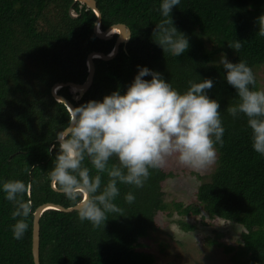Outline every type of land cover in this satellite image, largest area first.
I'll return each instance as SVG.
<instances>
[{"label":"trees","instance_id":"trees-1","mask_svg":"<svg viewBox=\"0 0 264 264\" xmlns=\"http://www.w3.org/2000/svg\"><path fill=\"white\" fill-rule=\"evenodd\" d=\"M96 1L102 29L123 23L131 30V39L120 46L114 59L94 60L93 85L79 101L69 87L59 94L75 108L89 101L102 102L114 91L123 95L144 67L160 73L180 92L187 90L189 81L211 79L213 87L207 95L220 104L224 144L216 145L217 166L200 176L202 184L189 205L166 203L164 184L172 174L161 168L150 170L143 188L118 184L120 195L114 202L124 210L123 216L108 214L104 227L93 229L89 222L81 223L76 211H47L40 221L41 264H156L152 254L139 249L145 246L140 240L158 230L157 214L197 216L203 211L244 228L242 246L237 251L226 247L228 253L235 252L232 264H264V157L252 148L246 117L233 118L226 111L237 102V94L219 63L222 54L233 64L247 61L256 88L262 89L264 37L258 34L257 19L264 15V0H181L172 9L171 19L187 37L189 48L177 57L153 42L156 24L164 19L161 0ZM71 8L78 17H71ZM96 20L91 9L74 0H0V186L9 179L30 184L25 199L33 208L28 231L23 239H14V205L0 191V264H35L34 212L45 203L72 207L47 176L56 154V149L52 153L49 149L71 119L67 107L53 97L52 88L57 83L83 84L88 56L107 54L115 47L117 35L108 41L96 36ZM235 41L242 42L239 51L228 46ZM84 163L91 168L87 160ZM101 175L104 184L107 175ZM128 192L135 196L132 204L124 200Z\"/></svg>","mask_w":264,"mask_h":264},{"label":"clouds","instance_id":"clouds-1","mask_svg":"<svg viewBox=\"0 0 264 264\" xmlns=\"http://www.w3.org/2000/svg\"><path fill=\"white\" fill-rule=\"evenodd\" d=\"M180 2L161 0L159 11L164 19L153 31V42L175 57L189 48L187 37L171 19L172 9ZM257 23L258 34L264 37V15ZM228 46L239 51L242 42ZM219 63L237 94V102L226 111L233 118L240 114L246 117L252 148L264 157V89L256 88V77L247 61L233 64L222 54ZM147 76L151 80L144 79ZM188 85L180 92L160 73L139 68L123 95L117 90L102 102L89 101L72 110L71 119L49 149V153L56 149V154L47 176L71 202L81 223L87 221L97 229L104 227L108 214L123 216L124 210L114 202L120 195L118 184L143 188L150 170L161 169L170 160L197 173L216 163V145L223 146L225 129L219 102L207 95L213 81H189ZM85 160L91 168L85 166ZM101 174L107 175L104 184ZM191 179L198 183L195 176ZM30 189V184L19 179L6 180L0 186L5 199L14 205L11 231L18 241L28 231L27 219L33 211L32 202L25 199ZM124 200L132 204L135 196L128 192Z\"/></svg>","mask_w":264,"mask_h":264},{"label":"rangeland","instance_id":"rangeland-1","mask_svg":"<svg viewBox=\"0 0 264 264\" xmlns=\"http://www.w3.org/2000/svg\"><path fill=\"white\" fill-rule=\"evenodd\" d=\"M260 84L264 89V67L259 72ZM217 166L197 173L179 165L174 159L163 167L172 174L164 184L166 203H192L202 184L200 176L209 175ZM195 176L198 183L192 181ZM158 230L148 238L141 239L145 246L141 251L152 254L156 264H232L235 252L228 253L226 247L237 251L242 246L244 228L222 219L211 218L205 211L197 216L172 215L160 212L156 216ZM181 223L195 228L185 230ZM220 234V236H218ZM216 240L214 244L211 241Z\"/></svg>","mask_w":264,"mask_h":264},{"label":"water","instance_id":"water-1","mask_svg":"<svg viewBox=\"0 0 264 264\" xmlns=\"http://www.w3.org/2000/svg\"><path fill=\"white\" fill-rule=\"evenodd\" d=\"M80 2L82 5H86L87 8L91 9L96 17L97 20L94 26V32L96 36L102 40H111L114 38L115 35L118 36L115 47L113 50L107 54L101 52H93L87 58V67H88V77L83 84H77L73 82L68 83H57L52 88V95L55 100L59 103L64 104L69 113L72 116V110L75 109L73 103L67 99L66 97L59 94V91L63 88L69 87L70 91L73 93V99L75 101H79L84 94L91 88L94 82L96 66H95V59H101L104 61H110L114 59L117 54L119 53L120 46L122 44L126 45L129 43L132 33L131 30L127 27V25L123 23L115 24L109 27L106 30L102 29V14L97 6L96 0H74V4ZM70 15L73 18L78 17V14L74 11L73 8L70 9ZM53 187V186H52ZM54 190L58 191L57 188L53 187ZM59 192V191H58ZM61 211L65 213H72L76 211L74 207L65 208L62 205L55 204V203H45L40 205L36 211L34 212V222H33V244H32V252H33V259L35 264H41L40 261V244H41V226L40 221L43 215L47 211Z\"/></svg>","mask_w":264,"mask_h":264}]
</instances>
